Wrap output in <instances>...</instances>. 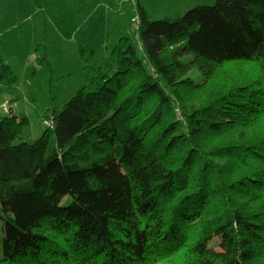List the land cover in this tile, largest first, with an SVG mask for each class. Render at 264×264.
Masks as SVG:
<instances>
[{"label": "trees", "instance_id": "obj_1", "mask_svg": "<svg viewBox=\"0 0 264 264\" xmlns=\"http://www.w3.org/2000/svg\"><path fill=\"white\" fill-rule=\"evenodd\" d=\"M137 12L135 38L120 39L107 74L94 67L98 85L53 111L38 140L22 141L27 118L0 119V264H264V203L243 201L264 192V137L216 151L200 142L264 115V89L236 86L180 120L173 74L187 54L208 68L264 70V0H216L159 21ZM0 82H15L1 56ZM230 156L245 176L222 178Z\"/></svg>", "mask_w": 264, "mask_h": 264}, {"label": "rangeland", "instance_id": "obj_2", "mask_svg": "<svg viewBox=\"0 0 264 264\" xmlns=\"http://www.w3.org/2000/svg\"><path fill=\"white\" fill-rule=\"evenodd\" d=\"M215 1L75 0L74 4L72 0H41L43 11H40L32 0H0V56L15 78L12 85L0 82V119L9 115L8 108L17 116L27 118L29 124L24 128L22 141L35 142L45 129H51L53 111L61 112L89 83L98 85L99 73L93 68H102L101 75L107 74L106 67L112 64V51L120 39L127 35L135 38L140 26L137 4L153 21H159L183 16L200 6L214 5ZM80 43L91 50L86 56L80 55ZM176 48H169L165 58ZM180 60L188 65L173 73L181 98L175 97L174 107L177 106L179 112L174 115L180 120H183L181 112L189 115L194 110H202L236 86L260 84L264 89V70L257 63L233 62L208 68L196 62L192 54ZM165 90L171 96L172 93ZM236 124L230 132L217 137L203 133L200 142L216 151L224 145H242L248 138L258 142V138L264 137L263 114L256 118L243 115ZM218 165L227 170L223 169V179L240 178L248 172L246 167L239 166L236 156ZM226 192L228 197L233 196L228 189ZM71 200L65 198L62 205ZM243 201L263 204L264 192L244 194ZM2 244L0 222V257L3 256Z\"/></svg>", "mask_w": 264, "mask_h": 264}, {"label": "crops", "instance_id": "obj_3", "mask_svg": "<svg viewBox=\"0 0 264 264\" xmlns=\"http://www.w3.org/2000/svg\"><path fill=\"white\" fill-rule=\"evenodd\" d=\"M74 3V2H73ZM39 9V8H38ZM43 9V6H42V8L40 9V11H43L42 10ZM4 107V106H3ZM7 107V106H6ZM8 108V107H7ZM9 110H7V114H10V112H13L14 113V111L13 110H10V108H8ZM15 115H16V113H14Z\"/></svg>", "mask_w": 264, "mask_h": 264}, {"label": "built area", "instance_id": "obj_4", "mask_svg": "<svg viewBox=\"0 0 264 264\" xmlns=\"http://www.w3.org/2000/svg\"><path fill=\"white\" fill-rule=\"evenodd\" d=\"M52 122H53V120H52ZM54 124V123H53ZM46 125L48 126V124H47V122H46ZM53 127V125L51 126V127H49V128H52Z\"/></svg>", "mask_w": 264, "mask_h": 264}]
</instances>
